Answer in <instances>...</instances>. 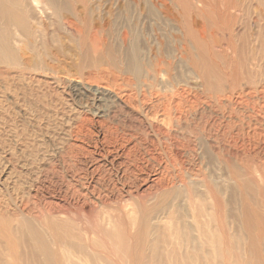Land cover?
<instances>
[{
    "label": "bare ground",
    "instance_id": "6f19581e",
    "mask_svg": "<svg viewBox=\"0 0 264 264\" xmlns=\"http://www.w3.org/2000/svg\"><path fill=\"white\" fill-rule=\"evenodd\" d=\"M249 64L264 70V0H0V65L123 85L136 92L148 121L162 114L159 131L169 145L180 146L170 131L183 129L201 98L189 99L180 87L188 84L187 73L216 95L252 81ZM82 90L104 95L100 87ZM134 96L126 95V103ZM229 119L220 125L226 152L207 145L202 126L191 129L199 169L185 167L182 155L165 143L158 155L149 150L147 158L120 167L96 163L73 170V182L60 192L61 202L75 211L58 198L37 207L18 194L13 214L0 204V219H9L0 220V264H116L96 234L105 226L116 233L112 246L126 254L120 264H264V166L238 165L230 150L263 143L264 129L235 136ZM82 147L72 153L82 155ZM125 151L129 158L123 141L107 153ZM93 201L102 210L90 220L84 207ZM58 215L66 221H56ZM76 217L90 238L69 232Z\"/></svg>",
    "mask_w": 264,
    "mask_h": 264
},
{
    "label": "rangeland",
    "instance_id": "374dc122",
    "mask_svg": "<svg viewBox=\"0 0 264 264\" xmlns=\"http://www.w3.org/2000/svg\"><path fill=\"white\" fill-rule=\"evenodd\" d=\"M146 54L148 61H155L154 55L150 57ZM163 59L172 61L167 55H164ZM248 69L251 71L252 81L243 79L232 92L225 89L216 95L207 93L202 86L196 85L187 73L185 80L189 82L187 85L181 84L180 87L185 86L189 99H194L197 94L201 98L196 102L194 112L185 115L183 129L179 131L174 127L170 131L174 144H177V140L181 141L180 146H175L167 144L168 140L165 141L159 131L162 130L161 120L164 119L162 114L148 121L134 96L136 92L123 85L119 89L103 84L96 86L63 74L50 75L40 70L34 72L35 70L24 65L8 69L0 65V204L7 210L11 209L10 213L13 214L16 209L14 199L18 194L30 196L37 207L43 206L41 200L56 203L55 198H58L59 205L75 211L70 208L72 206L61 202L63 194L60 192L69 182H73V170H91L96 163L108 168H111L112 162L119 166L120 162H127L129 159L147 158L149 150L158 155V150L162 149L165 143L182 155L185 167L189 168V164H192L193 168L199 169V151L196 136L192 131L198 126L204 129L207 145L217 152L229 150L227 138L223 136L220 125L229 121L230 117L234 123L235 136L264 129V70L252 64H249ZM172 76L171 73L169 77ZM87 87L93 90L100 87L104 95L97 96L98 94L87 93L86 90L78 92L79 88ZM172 93L167 92L168 95ZM126 95L134 96L132 104L126 103ZM150 122L156 129L151 127ZM123 141L124 145L130 147L129 158L126 151L107 153L119 147ZM159 141L163 143L160 144ZM74 146H83L82 155L76 157L75 153H72ZM230 150L237 156L238 165L243 164L251 169L264 166V142L253 148L249 147L248 150L241 149L238 143L237 147ZM7 185L10 189L6 190L4 186ZM101 210L102 206L98 201L84 207L86 217L90 220ZM55 213L58 212H52ZM35 215L42 220L40 213ZM61 217L62 215H58L54 219L58 222L66 221ZM0 220H4L3 224L9 221L8 218ZM73 222L74 224L70 223L69 232L74 236L78 235L81 240L85 232L80 229L85 228V224L77 217ZM96 234L108 246L110 259L120 264L126 254L121 245L112 246L115 244L113 241L117 240L114 229L105 226V231H97ZM85 236L88 238L89 234ZM119 240L121 242V239ZM262 242L261 249L264 253V240ZM221 264L225 262L222 261Z\"/></svg>",
    "mask_w": 264,
    "mask_h": 264
}]
</instances>
